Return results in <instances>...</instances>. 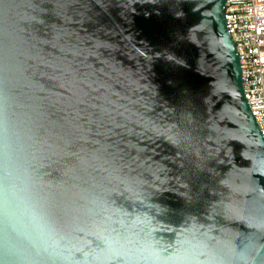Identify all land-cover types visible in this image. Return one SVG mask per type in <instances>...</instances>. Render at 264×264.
<instances>
[{
    "label": "water",
    "instance_id": "water-1",
    "mask_svg": "<svg viewBox=\"0 0 264 264\" xmlns=\"http://www.w3.org/2000/svg\"><path fill=\"white\" fill-rule=\"evenodd\" d=\"M226 2L0 0V264H264Z\"/></svg>",
    "mask_w": 264,
    "mask_h": 264
},
{
    "label": "built area",
    "instance_id": "built-area-1",
    "mask_svg": "<svg viewBox=\"0 0 264 264\" xmlns=\"http://www.w3.org/2000/svg\"><path fill=\"white\" fill-rule=\"evenodd\" d=\"M225 16L240 58L244 95L264 135V0H227Z\"/></svg>",
    "mask_w": 264,
    "mask_h": 264
}]
</instances>
